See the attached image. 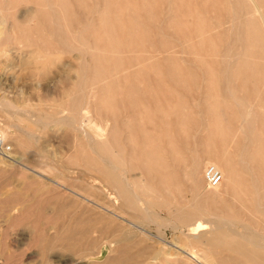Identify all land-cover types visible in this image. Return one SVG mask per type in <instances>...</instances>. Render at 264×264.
<instances>
[{
    "label": "rangeland",
    "instance_id": "obj_1",
    "mask_svg": "<svg viewBox=\"0 0 264 264\" xmlns=\"http://www.w3.org/2000/svg\"><path fill=\"white\" fill-rule=\"evenodd\" d=\"M17 3L0 12V264H263L235 234L264 236V0ZM188 218L214 227L196 243Z\"/></svg>",
    "mask_w": 264,
    "mask_h": 264
},
{
    "label": "bare ground",
    "instance_id": "obj_2",
    "mask_svg": "<svg viewBox=\"0 0 264 264\" xmlns=\"http://www.w3.org/2000/svg\"><path fill=\"white\" fill-rule=\"evenodd\" d=\"M18 1H20V0H0V12H2L3 11V8H2V6H3V4L4 5H6V4H8V8L7 9H10L11 8V5H13L14 3H17ZM46 1V0H45ZM32 2H34V0H32ZM51 1H49V4H51L50 3ZM6 3V4H5ZM44 3H46V2H43V4ZM18 4V3H17ZM30 5H31V3H29ZM32 5H33V3H32ZM24 6V5H23ZM25 6H27V5H25ZM35 6V5H34ZM40 6V5H39ZM45 6V5H44ZM37 7V6H36ZM17 8H18V5H17ZM5 10V9H4ZM39 9L38 8H35L34 10L33 9H28V10H26L25 12H21L18 16H15V18L12 20V18H11V21H13L12 22V28H14V27H21L23 24H26V23H28L29 22V19H30V17L33 15V13H35V12H37ZM41 10L42 9H40L39 11L41 12ZM8 11H11V10H8ZM14 11V10H13ZM15 11H17L16 9H15ZM45 12H46V8H45ZM12 14V13H11ZM15 14V13H14ZM38 14V13H37ZM36 14V15H37ZM8 15H9V12H8ZM41 15H42V13H41ZM14 16V15H13ZM12 16V17H13ZM35 16V15H34ZM7 18V17H6ZM6 18H2V22L0 21V48H2L1 47V45H3V44H6V42H7V33H6V31L8 30H6L5 29V26L4 25H6L7 26V20H6ZM9 18V17H8ZM33 17H31V19H32ZM37 18H39V17H37ZM0 20H1V18H0ZM34 20V19H33ZM16 28V29H17ZM21 29V28H20ZM7 49H8V47H7ZM0 52H2V53H5V50H4V48L3 49H1L0 50ZM8 52H9V50H8ZM34 54V53H33ZM3 103V102H2ZM6 103V102H5ZM8 103V102H7ZM7 107V106H6ZM73 121V120H72ZM0 139H3V135H2V133H0ZM252 160V159H251ZM116 161H118V160H116ZM114 162V161H113ZM117 163V162H116ZM111 165V164H110ZM115 165V164H114ZM114 167V166H113ZM115 167H116V165H115ZM119 167V166H118ZM117 167V168H118ZM213 167V166H212ZM109 168V167H108ZM216 171H218L215 167H213ZM221 169V168H220ZM227 169V168H226ZM116 170V169H115ZM119 170H120V168H119ZM124 170V169H123ZM111 171V170H110ZM227 171V170H226ZM225 171V172H226ZM112 172V171H111ZM218 172H220V171H218ZM224 172V171H223ZM224 172V173H225ZM114 173H115V171H114ZM123 173V172H122ZM221 173V172H220ZM226 174H228L227 172H226ZM232 174V173H231ZM108 175H110V173L108 174ZM112 175V174H111ZM110 175V176H111ZM118 174H116V176H117ZM223 176V175H222ZM225 176V175H224ZM226 176H228V175H226ZM115 177V176H114ZM111 178V177H110ZM225 179H226V177H224ZM232 179V178H231ZM115 180V179H114ZM228 180H230V179H228ZM111 181V180H110ZM124 181V180H123ZM122 181V182H123ZM128 181V180H127ZM232 181H234V180H232ZM116 182H119V181H116ZM227 183H229V182H227ZM232 183V182H231ZM115 184V183H114ZM117 186V185H116ZM129 186V185H128ZM132 186V185H131ZM131 186H129L130 187V189L129 190H131L132 188H131ZM229 186V185H228ZM127 187V186H126ZM126 187H125V189H126ZM216 187V186H215ZM232 187H234V186H232ZM123 188H124V186H123ZM218 188V187H217ZM229 187H227L226 189H228ZM115 189H116V187H115ZM128 189V188H127ZM214 189V188H213ZM117 190H120L118 187H117ZM128 190V191H129ZM214 190H216V189H214ZM231 190V189H230ZM133 191V190H132ZM232 191V190H231ZM122 192V191H121ZM120 192V193H121ZM123 192H124V190H123ZM127 192V191H126ZM130 192V191H129ZM119 193V194H120ZM238 193V192H237ZM232 194V193H231ZM130 195V194H129ZM239 194H236V196H238ZM244 196V195H243ZM119 197V196H118ZM132 197V196H131ZM137 197H140V196H137ZM136 197V198H137ZM122 198L123 197H120V199L122 200ZM129 198H130V196H129ZM141 199V198H140ZM239 199V198H238ZM131 200H132V198H131ZM126 201V200H125ZM133 201V200H132ZM234 201H236V200H234ZM240 201V200H239ZM122 202V201H121ZM137 202V201H136ZM237 202V201H236ZM134 203V202H133ZM139 203H141V201L139 202ZM235 203V202H234ZM239 203H241V202H239ZM238 203V204H239ZM125 204V203H124ZM130 204V203H129ZM128 204V205H129ZM133 205V204H132ZM135 205V204H134ZM136 206V205H135ZM152 206V205H151ZM140 208H142V207H140ZM148 208V207H147ZM145 210H147V209H145ZM203 211V210H202ZM145 212V211H144ZM142 214V213H141ZM144 214V213H143ZM144 216H145V214H144ZM148 216V217H147ZM147 218H149L148 219V221L150 220V219H155V217H157L155 214H147ZM209 216H211V215H209ZM143 217V216H142ZM146 217H143L144 218V221L145 220H147L146 219ZM214 217V216H213ZM182 219V218H181ZM140 220V219H139ZM156 220V219H155ZM183 221H185L186 223H187V227L185 226V228H188V235L190 236V238L192 239V240H195L196 241V243L198 242V241H202V239H203V237L207 234V233H205V232H207V230L209 231V232H211L212 230H210L211 228H213V227H211L212 225L210 224V223H208V222H204L203 220H198V219H196V220H194L193 221V223H188V222H191L192 220L190 219V218H188V219H186V220H183ZM142 222V221H141ZM229 222V221H228ZM231 222V221H230ZM229 222V223H230ZM169 223V222H168ZM221 223V222H220ZM228 223V224H229ZM222 224V223H221ZM220 224V225H221ZM218 225V224H217ZM180 226H182V225H180ZM184 226H183V228H184ZM224 227V226H223ZM226 227V226H225ZM182 228V227H181ZM221 228V227H220ZM220 228H216L215 230L217 231V230H219ZM214 230V231H215ZM227 230V229H226ZM230 231V230H229ZM223 233V232H222ZM230 233V232H229ZM247 233V232H246ZM249 233V232H248ZM247 233V234H248ZM213 234H215V233H213ZM232 234V233H231ZM198 235V236H197ZM233 235H234V233H233ZM246 235V234H245ZM244 234L243 235H241V234H239V235H237V234H235V237L236 238H238V239H240V240H247V242L249 241L252 245H253V248H252V250L253 251H255V249L256 250H259V252H261L262 251V253H263V261H264V236H250V234H249V236L250 237H246ZM260 235V234H259ZM185 236H186V234H185ZM209 236H211V237H216V235L215 236H212V235H210V233H209ZM187 237V236H186ZM208 237V236H207ZM225 237V236H224ZM224 237H222L223 239H224ZM205 238H206V236H205ZM209 238V237H208ZM218 238V237H217ZM188 240H189V238H187ZM221 239V238H220ZM222 239V240H223ZM208 240H210V239H208ZM227 240V239H226ZM225 240V241H226ZM221 241V240H220ZM188 242V241H187ZM207 242V241H206ZM240 241H238V242H235V243H232V245H234V246H239V245H242V243H239ZM188 244V243H187ZM190 244V243H189ZM192 244V243H191ZM200 244V243H199ZM204 244V243H203ZM245 244H247V243H245ZM249 244V243H248ZM195 245V244H194ZM251 245V246H252ZM191 246V245H190ZM197 246V245H196ZM222 246V245H221ZM194 247V246H193ZM206 247V246H205ZM191 248V247H190ZM219 248V247H218ZM235 248V247H234ZM233 248V249H234ZM192 250H195V249H192ZM191 251V250H190ZM192 252V251H191ZM194 252H196V251H194ZM199 256H200V254H198ZM197 255V256H198ZM209 255V254H208ZM244 255V254H243ZM187 257L188 258H190L191 260H193V261H195L197 264H202L198 259H197V257H196V255L194 254V253H189V254H187ZM203 257V256H202ZM256 257V256H255ZM210 258H212L211 256H210ZM257 258V257H256ZM259 258V257H258ZM207 259H209V258H207ZM212 260V259H211ZM209 261V260H206L207 262H208V264H215V263H213L212 261ZM264 264V263H263Z\"/></svg>",
    "mask_w": 264,
    "mask_h": 264
},
{
    "label": "built area",
    "instance_id": "obj_3",
    "mask_svg": "<svg viewBox=\"0 0 264 264\" xmlns=\"http://www.w3.org/2000/svg\"><path fill=\"white\" fill-rule=\"evenodd\" d=\"M3 144L0 140V148H2ZM205 182L209 187L216 186L220 180L221 175L218 171H216L213 167L206 169L205 173Z\"/></svg>",
    "mask_w": 264,
    "mask_h": 264
}]
</instances>
